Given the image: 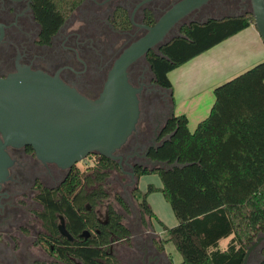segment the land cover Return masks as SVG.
Segmentation results:
<instances>
[{"label":"flooded vegetation","instance_id":"obj_1","mask_svg":"<svg viewBox=\"0 0 264 264\" xmlns=\"http://www.w3.org/2000/svg\"><path fill=\"white\" fill-rule=\"evenodd\" d=\"M177 1L82 0L46 39L35 20L31 0H0V77L15 72L17 66H28L56 74L82 95L95 99L116 59ZM223 1L211 0L182 18L169 31V41L182 26L191 20L200 21L199 15L219 8ZM248 5V0L243 1V7ZM161 47L156 44L127 69L130 83L140 88V117L135 132L118 151L122 156L120 164L115 161L118 170L111 173L127 176L125 183H119H124L121 197L128 209L116 201V193L117 206L112 207L129 233L117 238L109 226L110 195L98 205L85 202L82 209L75 197L74 207L60 205L58 189L76 164L62 168L37 158L30 145H8L11 163L6 179L0 183V264H87L80 254L91 246L100 249V256L94 258L96 264H114L112 258L115 264H179L168 255L162 238L149 223L144 229L136 220L125 221L127 213L134 211L126 200L132 166L135 172L136 163L145 160L142 150L155 147L165 137L162 128L170 117L167 92L156 84L149 62L150 55H161ZM85 189L90 191L87 185ZM50 198L58 204L46 206ZM73 208L77 222L70 224L64 210ZM138 214L143 216L140 210ZM98 242L103 244L97 246Z\"/></svg>","mask_w":264,"mask_h":264},{"label":"trees","instance_id":"obj_2","mask_svg":"<svg viewBox=\"0 0 264 264\" xmlns=\"http://www.w3.org/2000/svg\"><path fill=\"white\" fill-rule=\"evenodd\" d=\"M31 1L41 35L48 39L82 0ZM252 22V14L244 12L182 26L180 35L161 47V55L149 57L156 84L170 90L169 71ZM213 94L209 114L193 131L185 115L172 114L162 128L163 136H171L150 149L152 160L175 165L168 169L135 168L138 178L149 173L160 176L161 187L149 183L143 194L138 187L131 194L141 214L152 218L156 215L147 196L162 191L177 223L168 227L156 217L168 233L160 242L162 246L173 243L181 255L179 264H242L247 247L258 234H264V59L215 86ZM87 158L92 159L91 165L83 170L74 165L58 189L60 205L74 207L75 197L82 209L85 202L94 206L109 197L106 178L112 170H118L117 163L99 154H89L80 161ZM50 199L46 206L58 204ZM115 199L128 209L120 194L116 193ZM108 208L109 226L117 238H122L129 232L112 203ZM64 212L70 224L77 222L74 208ZM224 238L229 239L222 249L219 241ZM80 256L87 264H96L94 258L100 256V249L85 248ZM261 256L259 264H264V245Z\"/></svg>","mask_w":264,"mask_h":264},{"label":"water","instance_id":"obj_3","mask_svg":"<svg viewBox=\"0 0 264 264\" xmlns=\"http://www.w3.org/2000/svg\"><path fill=\"white\" fill-rule=\"evenodd\" d=\"M210 1L178 0L173 3L153 26L147 27L142 38L116 59L95 99L82 95L56 74L50 75L28 66H17L15 72L0 77V183L6 179L11 163L6 151L8 145H30L40 160L67 169L90 153L120 164L122 156L118 151L135 132L140 117V88L130 83L128 66L156 44L161 47L168 43L171 28ZM248 1L250 9L245 12L252 14L264 43V0ZM178 35L180 31L171 38ZM170 136L171 133L153 148ZM150 148L142 150L141 157L145 160L136 163L138 166L168 169L175 165L152 160L147 156ZM132 168L131 186L135 188L138 177L134 166ZM263 245L264 234H258L247 247L242 264H249L250 253L257 247L261 252Z\"/></svg>","mask_w":264,"mask_h":264},{"label":"crops","instance_id":"obj_4","mask_svg":"<svg viewBox=\"0 0 264 264\" xmlns=\"http://www.w3.org/2000/svg\"><path fill=\"white\" fill-rule=\"evenodd\" d=\"M247 0H224L219 7L236 9ZM231 13L228 15H235ZM224 16V15H223ZM264 59V43L254 22L168 72L171 89H163L169 98L170 114L185 115L193 131L210 111L213 89ZM229 238L219 241L222 249ZM259 250L250 253L248 263L259 264Z\"/></svg>","mask_w":264,"mask_h":264},{"label":"rangeland","instance_id":"obj_5","mask_svg":"<svg viewBox=\"0 0 264 264\" xmlns=\"http://www.w3.org/2000/svg\"><path fill=\"white\" fill-rule=\"evenodd\" d=\"M250 9V5H248L246 8L245 7H238L236 9H231L230 7L226 8H215L211 9L209 13H204L201 18H199L200 21H205L207 18H218L223 15H228L231 13H242ZM177 33H174L172 36L176 35ZM169 99V98H168ZM92 159L87 158L82 161H79L76 163L78 168L80 169H85L89 165H91ZM127 170V169H124ZM108 182L105 183V187L107 188L108 194L110 195L109 197V202H111L115 207L117 206V203L115 202L114 199V194L118 193L120 195H124L122 185L127 181V176L125 174H120V172L113 171L112 173L110 172L108 176ZM119 180H123L122 182L124 183H119ZM152 184L155 187H161L162 186V181L160 179V176L157 173H149V174H144L141 175L138 178V183L137 186L140 190V192L143 194L147 190V185ZM131 188L132 186H127L126 187V200L127 203L129 204L130 208H134L133 213L128 212L125 221L128 223H131V221L136 220L140 222L143 226L144 229H148V223L151 225V227L157 232V236L163 238L168 237V233L165 232L162 227L160 226V223L157 221V218L161 220L165 225L168 227L174 226L177 223V219L171 209V206L168 202V200L165 198L161 190H155L148 194L147 196V201L150 204L153 212L155 213L156 217L149 218L148 216H139L138 214V201L136 198H134L131 194ZM108 201V200H107ZM131 210V209H130ZM104 211V208L102 207L101 212ZM165 250L168 253V255L172 258V260L175 263H179L181 261V255L175 248L172 242H167L164 244ZM259 253V252H258ZM260 258L262 257L261 254L259 253Z\"/></svg>","mask_w":264,"mask_h":264}]
</instances>
